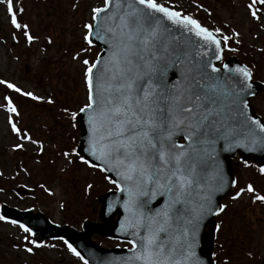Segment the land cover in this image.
<instances>
[{
  "label": "snow or ice",
  "instance_id": "obj_1",
  "mask_svg": "<svg viewBox=\"0 0 264 264\" xmlns=\"http://www.w3.org/2000/svg\"><path fill=\"white\" fill-rule=\"evenodd\" d=\"M0 6L11 27L28 46L39 39L31 34L27 23L20 22L17 13H23V7H17V0H0ZM72 7L75 9L77 4L74 2ZM245 7L252 20H259L264 0H249ZM173 28L197 37L203 46H215L214 56L218 61L222 59V43L227 47L230 38L237 45L241 43L240 33L235 29L230 36L223 35L219 27L210 30L168 3L103 0L102 6L90 8V21L81 25V41L87 47L93 46V38L103 42L107 45L104 54H98L91 61L81 58L80 52L71 57L81 65L86 103L79 112L87 116L85 150L92 160L80 155L76 148L58 154L67 165L75 164L78 158L87 168L114 175L115 178L104 175L103 179L124 194L126 216L118 231L131 237L126 241L130 245L126 257L102 264H205L198 254L201 226L208 216H220L229 207L215 204L213 200L214 193L223 191L227 184L222 176L218 186L201 182L209 147L217 139H223L226 150H231L233 143L247 151H254L256 146L264 148V121L249 115L251 105L245 98L254 95L250 91L253 72L249 66L229 68L223 64L229 73L225 83L206 71L203 75L211 83L202 82L203 77L189 79L185 75L179 84L169 86L161 79L169 57L174 55L176 60L180 59L177 52H170L167 43ZM12 38L16 40L17 36L13 34ZM48 43L52 40L48 39ZM257 51L264 52V49ZM204 68H210L211 73L220 71L211 64H205ZM0 86L37 103L54 105L56 102L51 96L25 91L7 79H0ZM0 109L15 137L13 151H28L33 146L31 151L42 155L43 143L14 119L20 113L9 94L0 99ZM62 111L68 113L69 109ZM70 118L75 121L77 112L72 111ZM178 136L188 143L177 142ZM259 173L264 175V166L259 168ZM231 184L235 187L237 181L233 179ZM39 187L48 195L53 194L44 184ZM92 187L87 184L85 191ZM245 195L250 203L264 205V194L257 193L251 183L239 187L230 200L237 201ZM158 196L165 198L163 205L150 207L153 201L159 203ZM5 219L0 216V220ZM223 227V222L217 223L214 230L219 233ZM19 228L28 234L22 237L23 252L34 255V248L55 247L29 239L34 233L23 223ZM63 243L83 264H89L71 243L67 240ZM212 255L215 257L216 253ZM246 255L253 253L249 251ZM223 264L229 261L225 259Z\"/></svg>",
  "mask_w": 264,
  "mask_h": 264
},
{
  "label": "rangeland",
  "instance_id": "obj_2",
  "mask_svg": "<svg viewBox=\"0 0 264 264\" xmlns=\"http://www.w3.org/2000/svg\"><path fill=\"white\" fill-rule=\"evenodd\" d=\"M77 4L74 9L73 3ZM103 0H17V13L21 23H27L31 34L39 37L28 46L20 33L15 32L0 6V79H7L25 91L36 95L51 96L54 105L37 103L21 97L0 86V99L9 94L19 110L14 117L18 125L45 147L42 155L31 151H13L15 137L6 125L3 109H0V206L7 204L20 210L43 213L52 222L70 224L82 229L85 222H99L100 196L112 190L113 184L104 180L98 169L87 168L77 158L67 165L64 151L77 148L79 126L70 118L74 110L86 103L82 86L81 65L72 56L80 52L81 58L94 60L100 50L87 47L81 41V25L90 21V8L102 6ZM176 10L191 15L203 26L214 30L221 28L223 35L232 29L240 33V44L230 38L235 55L250 66L257 80L264 83V8L260 19L252 20L246 5L249 0H158ZM256 7H260L257 5ZM228 27L225 28L224 25ZM13 34L17 36L13 40ZM48 39L52 43H48ZM84 47L86 50L81 52ZM227 57V55H226ZM254 61L259 68H255ZM255 112L264 119V92L252 101ZM63 108L69 112L64 113ZM75 124V127L72 125ZM239 158L233 166L237 185L224 200L229 207L226 213L215 219L223 222V230L216 232V264H262L264 258V205L250 203L245 195L237 201L230 197L239 187L251 183L257 193L264 194V175L251 164L245 166ZM64 168L61 171V168ZM23 169V170H21ZM44 184L53 194L48 195L39 187ZM93 187L87 192L86 185ZM22 232L18 225L0 220V264H83L72 255L61 241H43L55 247L34 248V255L23 252ZM29 239H34L29 236ZM92 239L102 248H116L113 240L95 234ZM16 245L17 247H13ZM222 245V247H221ZM251 251L252 256L246 255Z\"/></svg>",
  "mask_w": 264,
  "mask_h": 264
},
{
  "label": "water",
  "instance_id": "obj_3",
  "mask_svg": "<svg viewBox=\"0 0 264 264\" xmlns=\"http://www.w3.org/2000/svg\"><path fill=\"white\" fill-rule=\"evenodd\" d=\"M93 39V46L101 50V55L104 54L107 45L99 40H95V38ZM167 43L170 52H177L180 56L179 60H176L174 55L169 57V65L167 66L165 75L161 77V79L169 86L179 84L183 81L185 75H187L189 79L192 77L201 79L203 77L202 82L211 83V81H208L207 77L203 75L205 71L212 77L219 78L221 83H225V78L229 76V73L223 69V64H227L229 68L244 65L239 62L236 56H231L228 60L223 62L224 51L226 49V47L223 46V43L221 51L222 59L218 61L214 56L215 46H203V42L198 41L197 37L192 36L189 33H182L181 30L176 28H173L171 38ZM205 64H211L217 67L220 69L219 73H211L210 68H204ZM251 82L253 83V88L250 91L253 92L254 95L245 96L249 103L251 98L264 91V84L253 81ZM248 113L262 121L260 117L254 115L251 107L248 109ZM76 121L79 123L81 130L77 151L80 155H83L86 159L91 161L92 157H90L85 150L87 148L88 139L86 114L79 112ZM175 139L179 143H188L182 139V136H178ZM226 147V142L223 139H217L216 143L209 147V156L206 157V163L201 170V182L205 185L218 186L220 176L227 181L223 191H217L214 193L213 200L215 204H221V200L224 199L233 189L231 184V181L235 179L231 166L233 159L240 156L243 161L248 162L250 158H252L253 164L256 167L264 166V148L256 146L254 151H247L245 148L236 147L234 143L231 150H226ZM95 163L99 164V161H95ZM104 174L115 178L111 173ZM124 199V194L117 190L106 193L101 198L102 207L99 215L101 222H86L82 230H77L68 225L61 226L53 224L42 213L36 214L32 211H20L7 205L1 207L0 214L9 221L16 220L18 222L17 224L23 223L25 226L31 228L34 233L33 237L37 241L47 239L67 240L77 249V251L80 252L81 256L88 260L89 264H102L104 261L124 258L128 255V248L103 249L91 239L95 234L123 242H126L131 238L128 234L118 231L121 221H123L126 216L123 207ZM164 199V197L158 196L157 200L159 203L153 201L150 207H161L164 203ZM215 217L216 216L211 215L208 216L203 222L199 233L200 247L198 248V254L205 261V264H209L210 261H213V219ZM207 227L208 230H206ZM262 264H264V259Z\"/></svg>",
  "mask_w": 264,
  "mask_h": 264
},
{
  "label": "trees",
  "instance_id": "obj_4",
  "mask_svg": "<svg viewBox=\"0 0 264 264\" xmlns=\"http://www.w3.org/2000/svg\"><path fill=\"white\" fill-rule=\"evenodd\" d=\"M231 48V46L229 45V49ZM232 49V48H231ZM253 62V64L255 65V68H259V66L254 62V61H252ZM74 111V110H73Z\"/></svg>",
  "mask_w": 264,
  "mask_h": 264
}]
</instances>
